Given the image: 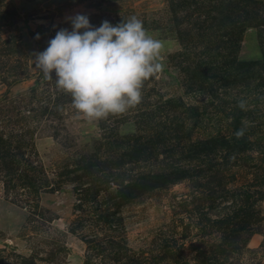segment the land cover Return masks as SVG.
I'll return each instance as SVG.
<instances>
[{
    "label": "rangeland",
    "instance_id": "374dc122",
    "mask_svg": "<svg viewBox=\"0 0 264 264\" xmlns=\"http://www.w3.org/2000/svg\"><path fill=\"white\" fill-rule=\"evenodd\" d=\"M258 1L0 0V264H264ZM76 14L164 41L135 108L90 121L36 67Z\"/></svg>",
    "mask_w": 264,
    "mask_h": 264
},
{
    "label": "clouds",
    "instance_id": "9594fccd",
    "mask_svg": "<svg viewBox=\"0 0 264 264\" xmlns=\"http://www.w3.org/2000/svg\"><path fill=\"white\" fill-rule=\"evenodd\" d=\"M69 20L72 30L60 29L44 51L35 53L44 79L53 80L55 72L56 87L69 94L72 108L90 121L124 114L139 105L144 82L162 70L164 41L136 16L115 26L104 20L99 27L83 14ZM238 107L247 110V102L241 99ZM250 126L251 122L242 121L236 138H242Z\"/></svg>",
    "mask_w": 264,
    "mask_h": 264
},
{
    "label": "trees",
    "instance_id": "16d2710c",
    "mask_svg": "<svg viewBox=\"0 0 264 264\" xmlns=\"http://www.w3.org/2000/svg\"><path fill=\"white\" fill-rule=\"evenodd\" d=\"M222 1H223V3L226 2V0H222ZM231 1L237 2L236 4H239V6L240 5H243V6L259 5V1L258 0H230V2ZM234 5L230 6V9H232V7ZM225 7H226V5H225ZM225 7H224V12H221L222 18H224V20L221 22L223 28L227 26L226 23H228L229 17H230L228 15L227 10H225ZM263 23H264V17L262 16V14L258 10H255V11L252 12V14L248 13L247 17L245 19H242V21L240 22L239 28H237V26H236V29H237V32L239 34H243L248 27H253L254 25L255 26L256 25L257 26H263L264 25ZM233 29H235V27L231 28V26H229V28L226 30L225 33L228 36H230V34L232 33ZM263 49H264V45H263ZM5 153L9 157H14L15 156V154H13V152L10 150V148H8V150Z\"/></svg>",
    "mask_w": 264,
    "mask_h": 264
}]
</instances>
